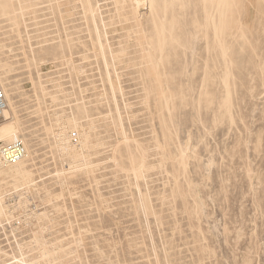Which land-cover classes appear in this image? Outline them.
I'll return each mask as SVG.
<instances>
[{"label": "rangeland", "instance_id": "rangeland-1", "mask_svg": "<svg viewBox=\"0 0 264 264\" xmlns=\"http://www.w3.org/2000/svg\"><path fill=\"white\" fill-rule=\"evenodd\" d=\"M135 1L0 0V264H264V0Z\"/></svg>", "mask_w": 264, "mask_h": 264}, {"label": "built area", "instance_id": "built-area-1", "mask_svg": "<svg viewBox=\"0 0 264 264\" xmlns=\"http://www.w3.org/2000/svg\"><path fill=\"white\" fill-rule=\"evenodd\" d=\"M8 109L6 96L0 85V120L4 119ZM77 135L71 136L72 140L77 143ZM26 155V150L22 142L17 141L0 147V163L5 166L14 165L20 162Z\"/></svg>", "mask_w": 264, "mask_h": 264}, {"label": "bare ground", "instance_id": "bare-ground-1", "mask_svg": "<svg viewBox=\"0 0 264 264\" xmlns=\"http://www.w3.org/2000/svg\"><path fill=\"white\" fill-rule=\"evenodd\" d=\"M135 2H137L138 4L140 3L139 0H136ZM218 7V6H217ZM164 27V26H163ZM163 30V29H162ZM163 33V32H162ZM158 34V33H157ZM158 36V35H156ZM159 37V36H158ZM171 38V37H170ZM159 39V38H157ZM167 41V40H166ZM159 43V42H158ZM167 48V47H166ZM1 87L3 88L4 90V93H5V96H6V100H7V105H8V109L5 113V117L4 119L6 120V117H10V121H13L15 118V108H14V105L13 103L10 102V96L11 95H14V90L12 89H8L6 88L1 82ZM10 99V100H9ZM17 141H20V137H18L17 135V130L14 128V126L12 125H8V126H5L4 128H2L0 130V145L1 144H4V145H8V144H11V143H14V142H17ZM1 147V146H0ZM25 158V157H24ZM23 158V159H24ZM22 159V160H23ZM21 160V161H22ZM20 161V162H21ZM18 162V163H20ZM17 164V163H16ZM15 165V164H14ZM0 166H5V165H2L0 163ZM11 166V165H10ZM16 174L17 175H20L21 177H23L24 175L21 173V171H19L18 169H16ZM6 175H8V172H6ZM13 175V174H12ZM11 175V176H12Z\"/></svg>", "mask_w": 264, "mask_h": 264}]
</instances>
